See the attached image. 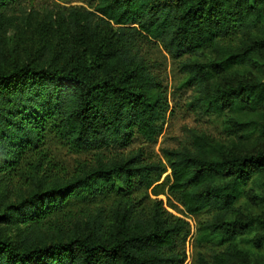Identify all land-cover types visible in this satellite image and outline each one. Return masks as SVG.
<instances>
[{"label":"trees","instance_id":"16d2710c","mask_svg":"<svg viewBox=\"0 0 264 264\" xmlns=\"http://www.w3.org/2000/svg\"><path fill=\"white\" fill-rule=\"evenodd\" d=\"M78 1L0 0V264H184L190 223L149 192L168 167L187 213H213L192 264H264L224 247L256 225L264 249V213L237 208L264 175V0ZM26 28L45 39L21 58L7 33ZM161 47L232 144L192 130L150 156L170 109ZM56 145L86 155L69 168Z\"/></svg>","mask_w":264,"mask_h":264},{"label":"rangeland","instance_id":"374dc122","mask_svg":"<svg viewBox=\"0 0 264 264\" xmlns=\"http://www.w3.org/2000/svg\"><path fill=\"white\" fill-rule=\"evenodd\" d=\"M35 4L38 7H43L46 4L68 5L84 3L78 0H73L71 3L69 0H35ZM44 39L45 37L35 28H26L21 30L19 33L17 30H11L7 33V42L9 43H7L8 46L13 48L17 55H19L21 58H24L27 55L29 49H34L35 46L37 49L42 44V42H44ZM156 56L162 63L161 67H159V71L162 73L164 84L167 88L170 109L167 113L163 133L158 137L157 142L148 149L150 156L153 159H161L165 161L161 151L162 147H178L189 144L190 133L192 130L203 131L216 139H221L231 144L233 141L237 140L226 130L227 127L224 123V118L218 117L216 115H207L206 113H203L199 107L194 106L192 103L191 88H178V75L174 73L172 59L162 47L160 48V51L156 50ZM140 143V140H135L136 145H139ZM85 155L86 154L83 153L78 154L70 152L65 147L56 145L55 157L56 159L62 161L64 163L63 165L66 167L71 168L78 159L84 158ZM171 181V169L168 167L167 171L158 182L164 184L160 188L161 193L155 195L152 191V188L149 190V192L153 198L162 199L164 205L169 211L189 221L190 233L188 234L184 245L186 253L184 264H192L195 254L196 235L199 227L198 223L200 221L213 220V213L203 212L196 216L188 214L183 205L176 201L175 198L169 194L168 186ZM251 186L254 188L256 196L254 198L245 197L237 204L239 213L242 215L264 213V198H261L264 195V175L259 177L255 183H252ZM18 188H24V190H26V185H20ZM261 232L262 228L255 225L250 229V231H247L243 235L244 240H240L241 238L238 237L232 242H227L224 247L228 248L231 252L237 249H245V251L248 253V258L252 260H254L257 256L262 257L264 256V249L258 250V248L252 247L249 242H247V239L251 240L255 235ZM3 234L13 237L14 228L7 227V230ZM213 246L216 247V245L209 243L202 247V249H207L210 251L212 250Z\"/></svg>","mask_w":264,"mask_h":264}]
</instances>
